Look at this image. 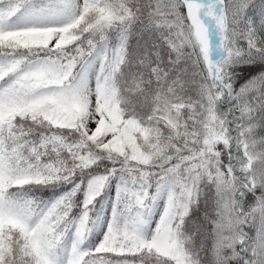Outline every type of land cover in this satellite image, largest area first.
<instances>
[{"label":"snow or ice","instance_id":"obj_1","mask_svg":"<svg viewBox=\"0 0 264 264\" xmlns=\"http://www.w3.org/2000/svg\"><path fill=\"white\" fill-rule=\"evenodd\" d=\"M0 264H264V0H0Z\"/></svg>","mask_w":264,"mask_h":264}]
</instances>
